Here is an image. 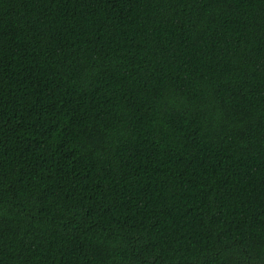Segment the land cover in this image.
Returning <instances> with one entry per match:
<instances>
[{
    "label": "trees",
    "instance_id": "16d2710c",
    "mask_svg": "<svg viewBox=\"0 0 264 264\" xmlns=\"http://www.w3.org/2000/svg\"><path fill=\"white\" fill-rule=\"evenodd\" d=\"M0 264H264V0H0Z\"/></svg>",
    "mask_w": 264,
    "mask_h": 264
}]
</instances>
